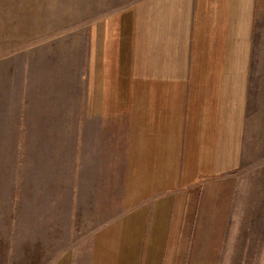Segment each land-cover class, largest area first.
<instances>
[{"label":"crops","instance_id":"0c3cea01","mask_svg":"<svg viewBox=\"0 0 264 264\" xmlns=\"http://www.w3.org/2000/svg\"><path fill=\"white\" fill-rule=\"evenodd\" d=\"M263 18L264 0H141L90 26L73 163L103 188L90 194L119 178L129 213L95 239L89 264H209L208 238L234 219ZM54 264H78L75 251Z\"/></svg>","mask_w":264,"mask_h":264},{"label":"rangeland","instance_id":"374dc122","mask_svg":"<svg viewBox=\"0 0 264 264\" xmlns=\"http://www.w3.org/2000/svg\"><path fill=\"white\" fill-rule=\"evenodd\" d=\"M140 1L0 0V264H54L69 250L89 264L95 239L129 213L119 178L111 194H90L103 188L87 162L74 165L73 138L87 105L90 26ZM257 29L234 219L225 238H208L201 263L264 264V18Z\"/></svg>","mask_w":264,"mask_h":264}]
</instances>
